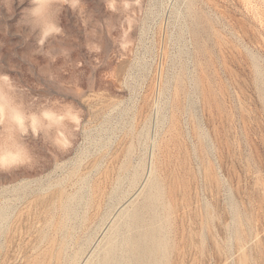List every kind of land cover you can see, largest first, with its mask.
I'll list each match as a JSON object with an SVG mask.
<instances>
[{
  "label": "rangeland",
  "instance_id": "1",
  "mask_svg": "<svg viewBox=\"0 0 264 264\" xmlns=\"http://www.w3.org/2000/svg\"><path fill=\"white\" fill-rule=\"evenodd\" d=\"M0 8V264H83L135 215L163 233L162 263L264 264V0Z\"/></svg>",
  "mask_w": 264,
  "mask_h": 264
},
{
  "label": "bare ground",
  "instance_id": "2",
  "mask_svg": "<svg viewBox=\"0 0 264 264\" xmlns=\"http://www.w3.org/2000/svg\"><path fill=\"white\" fill-rule=\"evenodd\" d=\"M1 1V0H0ZM81 1V0H80ZM86 1V0H85ZM101 1V0H100ZM107 1V0H106ZM120 1H122V0H120ZM4 2V1H3ZM64 2H65V0H64ZM2 3V2H1ZM24 3V2H23ZM85 3V2H84ZM90 3V2H89ZM103 3H105V1L103 2ZM120 3V2H119ZM125 3V2H124ZM11 4V3H10ZM29 4V3H28ZM68 4V3H67ZM91 4V3H90ZM101 4H102V2H101ZM106 4V3H105ZM17 5V4H16ZM86 5V4H85ZM137 5V4H136ZM18 6V5H17ZM31 6V5H30ZM88 6V5H87ZM95 6V5H94ZM124 6V5H123ZM12 7V6H11ZM68 7V6H67ZM85 7V6H84ZM89 7V6H88ZM117 7V6H116ZM117 8H120V7H117ZM1 9V8H0ZM66 9V8H65ZM14 10V9H13ZM81 10V9H80ZM120 10V9H119ZM137 10V9H136ZM68 11H69V9H68ZM71 11V10H70ZM76 11V13H77V10H75ZM95 12V11H94ZM97 12V11H96ZM20 13V12H19ZM71 13V12H70ZM70 13H69V15H70ZM73 13H75V12H73ZM54 14V13H53ZM10 15V14H9ZM18 15V14H17ZM18 17V16H17ZM60 17V16H59ZM74 17V16H73ZM78 17H79V15H78ZM97 17H98V14H97ZM66 18V17H65ZM80 18V17H79ZM71 19V18H70ZM12 20H14V19H12ZM62 20H64V18L62 19ZM125 22V21H124ZM62 25V24H61ZM65 25V24H64ZM88 25V24H87ZM98 26V25H97ZM99 27V26H98ZM134 27V26H133ZM65 28V27H64ZM25 29V28H24ZM65 30V29H64ZM115 31V30H114ZM126 32V31H125ZM133 32V31H132ZM34 34V33H33ZM7 36V35H6ZM13 36V35H12ZM18 36V35H17ZM2 37V36H1ZM19 37V36H18ZM33 37V36H32ZM64 37V36H63ZM7 40V39H6ZM21 40V39H20ZM136 41V40H135ZM7 42V41H6ZM30 42V41H29ZM32 42V41H31ZM133 42V41H132ZM29 47V46H28ZM43 47V46H42ZM85 47V46H84ZM111 48V47H110ZM99 49V48H98ZM87 50V49H86ZM88 51V50H87ZM92 52V51H91ZM88 53V52H87ZM93 53V52H92ZM95 53V52H94ZM99 53V52H98ZM95 54H97V53H95ZM71 55V54H70ZM94 55V54H93ZM92 55V56H93ZM98 55V54H97ZM102 55V54H101ZM95 56V55H94ZM116 56H117V54H116ZM98 57H99V55H98ZM113 57V56H112ZM124 58V57H123ZM60 59V58H59ZM97 59V58H96ZM111 59V58H110ZM73 60V59H72ZM97 60H99V58L97 59ZM12 83V82H11ZM178 92V91H177ZM178 94V93H177ZM177 96V95H176ZM178 102V101H177ZM176 121V120H175ZM19 123V122H18ZM36 129V128H35ZM60 133H62V132H60ZM64 137V136H63ZM64 139H66L65 137H64ZM75 140V139H74ZM172 140V139H171ZM29 142V141H28ZM73 142V141H72ZM168 142V141H167ZM126 143V142H125ZM170 143V142H169ZM70 144V143H69ZM74 144V143H73ZM63 145V144H62ZM130 145V144H129ZM166 145H167V143H166ZM35 146V145H34ZM122 147V146H121ZM120 147V148H121ZM124 147V146H123ZM129 148H131V147H129ZM128 151V150H127ZM126 151V152H127ZM36 152V151H35ZM120 152V151H119ZM122 152H123V149H122ZM130 152V151H129ZM60 153H61V151H60ZM127 154V153H126ZM158 155V154H157ZM114 156V155H113ZM112 156V157H113ZM116 157L115 158H117L118 157V155H115ZM120 154H119V158H120ZM10 158H11V155L9 156ZM9 158V159H10ZM114 158V157H113ZM128 158V157H127ZM33 160V159H32ZM116 160V159H115ZM115 160H112V162L113 161H115ZM121 160V159H120ZM111 161V160H110ZM115 162H120L119 161V159H118V161H115ZM122 162V161H121ZM176 162V161H175ZM109 163V162H108ZM107 163V164H108ZM111 163V162H110ZM25 164V163H24ZM111 164H113V163H111ZM116 163H114V165H115ZM30 165V164H29ZM91 165V164H90ZM89 165V166H90ZM154 165V164H153ZM112 167H114V166H112ZM108 168H109V165H108ZM118 168V167H117ZM155 168V167H154ZM153 168V169H154ZM15 169V168H14ZM21 169V168H20ZM23 169V168H22ZM111 169V168H110ZM120 169V168H119ZM152 169V170H153ZM174 169V168H173ZM104 170V169H103ZM105 170L107 171V170H109V169H107V166L105 167ZM104 170V172H106ZM113 169H111V171H112ZM98 171V170H97ZM110 171V172H111ZM154 171V170H153ZM31 172V171H30ZM102 172V171H101ZM113 172V171H112ZM114 172H115V170H114ZM150 172V171H149ZM155 172V171H154ZM158 172V171H157ZM106 173H108V171L106 172ZM119 173H120V170H119ZM153 173V172H152ZM152 173H151V175H152ZM4 174H5V172H4ZM81 174V173H80ZM102 174H103V172H102ZM150 174V173H149ZM98 175H100V173L98 174ZM105 174H103V176H104ZM112 175H114V174H112ZM118 175V174H117ZM6 176H8V175H6ZM110 176V175H109ZM134 176V175H133ZM150 176V175H149ZM148 176V177H149ZM147 177V178H148ZM99 178V177H98ZM97 178V179H98ZM103 178V177H102ZM112 178V177H111ZM26 179H27V177H26ZM29 179V178H28ZM83 179H85V178H83ZM118 179V178H117ZM149 179V178H148ZM19 180V179H18ZM18 180H17V182H18ZM20 180L22 181V179L20 178ZM25 180V179H24ZM106 180V179H105ZM136 180V179H135ZM134 180V181H135ZM150 180V179H149ZM96 181V180H95ZM98 181V180H97ZM100 181V180H99ZM109 181H110V179H109ZM154 181V180H153ZM16 182V183H17ZM101 182V181H100ZM99 182V183H100ZM152 182V181H151ZM16 183H15V185H13V186H16ZM102 183V182H101ZM145 183H146V181H145ZM149 183V182H148ZM9 184V183H8ZM96 184V183H95ZM110 184V183H109ZM108 184V185H109ZM150 184H152V183H150ZM5 185V184H4ZM22 185V184H21ZM24 185H26V184H24ZM75 185V184H74ZM73 185V186H74ZM101 185V184H100ZM143 185H145V184H143ZM23 186V185H22ZM21 186V187H22ZM91 186V185H90ZM104 186V185H103ZM155 186V185H154ZM11 187V186H10ZM20 187V188H21ZM97 187V186H96ZM105 187V186H104ZM1 188V187H0ZM16 188V187H15ZM61 189H62V187H60ZM95 188V187H94ZM102 188V187H101ZM107 188H109V187H107ZM106 188V189H107ZM148 188V187H147ZM150 189H151V187H149ZM3 189V188H2ZM1 189V190H2ZM19 189V188H18ZM18 189H16V190H18ZM142 189V188H141ZM0 190V191H1ZM7 190V189H6ZM5 190V191H6ZM11 190H12V188H11ZM22 190V189H21ZM63 190V189H62ZM65 190H67V189H65ZM59 191H60V189H59ZM101 191V190H100ZM143 191V190H142ZM31 192V191H30ZM40 192V191H39ZM58 192V191H57ZM56 192V193H57ZM62 192V191H61ZM107 192V191H106ZM154 192H155V189H154ZM9 193V192H8ZM7 193V194H8ZM11 193V192H10ZM33 193V192H32ZM54 193V192H53ZM56 193H54L53 194V196L56 194ZM67 193H69V192H67ZM90 193V192H89ZM102 193V192H101ZM103 193H104V191H103ZM139 193H141V192H139ZM153 193V192H152ZM5 194V193H4ZM36 194V193H35ZM39 194V193H38ZM73 194V193H72ZM105 194V193H104ZM138 194V193H137ZM154 194V193H153ZM153 194H151V195H153ZM159 194V193H158ZM158 194L156 195V197L158 196ZM22 195V194H21ZM34 195V194H33ZM71 195V194H70ZM100 195L101 194H99L98 196L100 197ZM1 196V195H0ZM7 196V195H6ZM11 196V195H10ZM36 196H38V195H36ZM48 196H50V195H48ZM62 195H60V197H61ZM66 196V195H65ZM64 196V197H65ZM72 196V195H71ZM74 196V195H73ZM108 196V195H107ZM134 196V195H133ZM138 196H139V194H138ZM141 196V195H140ZM149 196H150V194H149ZM15 197V196H14ZM16 197H17V195H16ZM19 197V196H18ZM32 197V196H31ZM59 197V196H58ZM57 197V198H58ZM67 197V196H66ZM70 197V196H69ZM86 197V196H85ZM89 197V196H88ZM98 197V198H99ZM0 198H2V197H0ZM25 198V197H24ZM30 198V197H29ZM36 198V197H35ZM71 198V197H70ZM69 198V199H70ZM79 198V197H78ZM82 198V197H81ZM87 198V197H86ZM104 198V197H103ZM102 198V199H103ZM109 198V197H108ZM138 198V197H137ZM11 199H12V197H11ZM14 199V198H13ZM16 199V198H15ZM19 199V198H18ZM26 199V198H25ZM33 199V198H32ZM58 199H60V198H58ZM67 199H68V197H67ZM68 199V200H69ZM72 199H74V198H72ZM162 199V198H161ZM1 200V199H0ZM3 200V199H2ZM30 200V199H29ZM41 200V199H40ZM43 200V199H42ZM46 200V199H45ZM53 200V199H52ZM52 200H50V201H52ZM57 200V199H56ZM75 200V199H74ZM77 200V199H76ZM86 200V199H85ZM128 200V199H127ZM129 200H131V199H129ZM137 200V199H136ZM158 200V199H157ZM11 201V200H10ZM18 201V200H17ZM26 201V200H25ZM24 201V202H25ZM27 201H28V199H27ZM31 201V200H30ZM39 201V200H38ZM59 201V200H58ZM82 201V200H81ZM87 201V200H86ZM99 201V200H98ZM97 201V202H98ZM104 200H102V203H104L103 202ZM132 201V200H131ZM163 201V200H162ZM6 202H8V201H6ZM24 202H22V204L24 203ZM41 202V201H40ZM43 202H45V201H43ZM55 202V201H54ZM61 202V201H60ZM75 202V201H74ZM101 202V201H100ZM107 202V201H106ZM129 202V201H128ZM135 202V201H134ZM16 203V202H15ZM27 203V202H26ZM31 203H32V201H31ZM48 203V202H47ZM47 203H45V204H47ZM58 203V202H57ZM86 203V202H85ZM132 203V202H131ZM4 204V203H3ZM3 204H1V205H3ZM11 204V203H10ZM13 204H14V202H13ZM33 204V203H32ZM31 204V205H32ZM43 204V203H42ZM55 204V203H54ZM97 204V203H96ZM101 204V203H100ZM104 204H106V203H104ZM162 204V203H161ZM169 204H170V202H169ZM5 205H7V204H5ZM16 205V204H15ZM18 205V204H17ZM21 205V204H20ZM19 205V206H20ZM30 204H28V206H27V204H26V207H29V208H27V209H30V206H29ZM34 205V204H33ZM40 205V204H39ZM48 205V204H47ZM49 205H51L50 203H49ZM57 205H59V204H57ZM65 205H67V204H65ZM70 205V204H69ZM73 205V204H72ZM79 205V204H78ZM78 205L77 206H75V207H78ZM84 205V204H83ZM127 205V204H126ZM4 206V205H3ZM43 206V205H42ZM52 206H55V205H52ZM51 206V207H52ZM80 206H81V204H80ZM88 206V205H87ZM86 206V207H87ZM96 206V205H95ZM94 206V207H95ZM106 206V205H105ZM104 206V207H105ZM168 206V205H167ZM6 207V206H5ZM15 207V206H14ZM40 207V206H39ZM61 207H63V206H61ZM67 207V206H66ZM65 207V208H66ZM83 207V206H82ZM81 207V208H82ZM84 207H85V205H84ZM93 207V208H94ZM98 207H99V204H98ZM104 207H103V209H104ZM129 207V206H128ZM128 207H126V209L128 208ZM25 208V207H24ZM23 208V209H24ZM43 208V207H42ZM55 208V207H54ZM91 208V207H90ZM96 208H97V206H96ZM95 208V209H96ZM100 208V207H99ZM102 208V207H101ZM100 208V209H101ZM106 208V207H105ZM130 208V207H129ZM15 209V208H14ZM22 209V210H23ZM75 210H76V208H74ZM125 209V208H124ZM125 209V210H126ZM131 209V208H130ZM163 209V208H162ZM4 210H6V208L4 209ZM3 210V211H4ZM17 210H19V209H17ZM16 210V212H18ZM33 210H34V208H33ZM32 210V211H33ZM36 210V209H35ZM49 210V209H48ZM52 210V209H51ZM56 210H58V208L56 209ZM87 210V209H86ZM88 210H90V209H88ZM94 210V209H93ZM8 211V210H7ZM15 211V210H14ZM25 211V210H24ZM31 211V210H30ZM96 212H97V210H95ZM100 211V210H99ZM106 211V210H105ZM123 210H121V212H122ZM128 211V210H127ZM126 211V212H127ZM134 212H135V210H133ZM153 211H154V209H153ZM163 211V210H162ZM1 212V211H0ZM28 212H29V210H28ZM27 212V213H28ZM34 212L35 211H33V213H32V215L34 214ZM43 212V211H42ZM58 212V211H57ZM63 212V211H62ZM66 212V211H65ZM73 212H75V211H73ZM79 212V211H78ZM77 212V213H78ZM84 212V211H83ZM90 212V211H89ZM133 212V213H134ZM152 212V211H151ZM160 212V211H159ZM169 212V211H168ZM13 213V212H12ZM20 213H21V211H20ZM19 213V215H21ZM25 212H23V214H24ZM27 213H26V215L25 216H27ZM30 213V212H29ZM28 213V214H29ZM53 213H55V212H53ZM76 213V212H75ZM76 213V214H77ZM99 213V212H98ZM147 213V212H146ZM164 213V212H163ZM163 213L161 214V215H163ZM7 214V213H6ZM18 214V213H17ZM16 214V215H17ZM31 214V213H30ZM41 214H43V213H41ZM46 214V213H45ZM50 214V213H49ZM51 214H52V212H51ZM57 214V213H56ZM60 214V213H59ZM64 214V213H63ZM91 214V213H90ZM94 214V213H93ZM103 214V213H102ZM118 214H119V212H118ZM127 214H128V212H127ZM169 214V213H168ZM15 215V216H16ZM19 215H18V218H19ZM60 215H62V214H60ZM60 215H58V216H60ZM66 215V214H65ZM70 215V214H69ZM73 215V214H72ZM79 215H80V212H79ZM100 215V214H99ZM117 215V214H116ZM116 215H115V217H116ZM119 215H121V214H119ZM125 215V214H124ZM131 215V214H130ZM155 215H156V213H155ZM159 215V214H158ZM3 216V215H2ZM1 216V217H2ZM7 216V215H6ZM10 216V215H9ZM34 216V215H33ZM32 216V217H33ZM39 216V215H38ZM44 216V215H43ZM47 216V215H46ZM92 216V215H91ZM97 216V215H96ZM103 216H106V214L105 215H103ZM126 216H129V215H126ZM165 216V215H164ZM171 216V215H170ZM236 216V215H235ZM23 217V216H22ZM31 217V218H32ZM45 217V216H44ZM43 217V218H44ZM48 217V216H47ZM53 217V216H52ZM61 217L62 216H60V219H61ZM67 217V216H66ZM75 217L77 218V216L75 215ZM87 217V216H86ZM100 217H102V216H100ZM114 217V218H115ZM117 217H119V216H117ZM117 217H116V219H117ZM133 217V216H132ZM169 217V216H168ZM6 218V217H5ZM4 218V219H5ZM30 218V219H31ZM48 218H50V217H48ZM47 218V219H48ZM54 218V217H53ZM53 218H51V219H53ZM59 218V217H58ZM71 218V217H70ZM70 218H68L67 217V220L68 219H70ZM90 218V217H89ZM125 218V217H124ZM127 218V217H126ZM129 218V217H128ZM127 218V219H128ZM152 218H154V217H152ZM158 218V217H157ZM165 218V217H164ZM3 219V220H4ZM24 219H26V218H24ZM36 219H38V218H36ZM50 219V220H51ZM73 219V218H72ZM81 219V218H80ZM83 219V218H82ZM93 219H94V216H93ZM97 219V218H96ZM95 219V220H96ZM105 219V218H104ZM116 219H115V221H116ZM166 219V218H165ZM11 220V219H10ZM16 220H19V219H16ZM67 220H65V221H67ZM79 220V219H78ZM100 220H102V219H100ZM106 220H108V219H106ZM114 219L112 218V221H113ZM119 220H122V219H120L119 218ZM155 220V219H154ZM166 220H168V219H166ZM6 221V220H5ZM12 221V220H11ZM27 221H28V219H27ZM26 221V222H27ZM62 221H63V218H62ZM80 221V220H79ZM86 221V220H85ZM111 221V220H110ZM118 221V220H117ZM130 221V220H129ZM131 221H132V219H131ZM134 222H133V226H131L130 225V223L131 222H128V220H127V223H128V227H129V229L131 228V229H133V230H130V234H128L127 233V236L126 237H122L120 234H117L116 233V229H114V231H115V233H113V231H112V233L110 234V230H112V229H110L109 230V227H106L107 228V231H109V235L108 236H105L104 238L106 239V241H105V243H104V245H103V243H101L102 245H103V247H100V249L99 250H101L102 249V251H101V253L98 255V254H94V256H95V259H94V256H92L90 259H89V257L86 259V261L83 263V264H163L164 262H166V261H168L169 259H165L166 261H164L163 263H162V258L164 257L163 255H164V253H168V251H166L165 252V246L167 247V245H169V244H167V245H164L165 243H163V239L165 238V237H162V235H160V234H163V233H157L156 232V229H157V227H155V225L154 224H149L147 227H144L143 225H142V220H140V218H139V216L138 215H135V220H133ZM149 221V220H148ZM157 221V220H156ZM161 221V220H160ZM239 221H240V219H239ZM13 222V221H12ZM18 222V221H17ZM16 222V223H17ZM25 222V224H27ZM30 222H31V220H30ZM41 221H39V223H40ZM56 222V221H55ZM58 222H60V221H58ZM57 222V223H58ZM81 222V221H80ZM90 222V221H89ZM92 222H93V220H92ZM91 222V223H92ZM99 222H102V221H99ZM106 222H109V221H106ZM105 222V223H106ZM168 222H170L169 220H168ZM10 222H8V224H9ZM29 223V222H28ZM43 223V222H42ZM51 223V222H50ZM53 223H54V221H53ZM52 223V224H53ZM66 223V222H65ZM71 223V222H70ZM112 223H115V222H112ZM118 223V222H117ZM122 223V222H121ZM156 223H159V222H156ZM171 223H172V221H171ZM12 224V223H11ZM22 224H24V223H22ZM35 224V223H34ZM46 224H48V222L46 223ZM59 224H61V222L59 223ZM68 224V223H67ZM102 224V223H101ZM109 225H110V223H108ZM169 224V223H168ZM2 225H4V224H2ZM13 225V224H12ZM18 225H19V223H18ZM45 225V224H44ZM49 225V224H48ZM63 225V224H62ZM61 225V226H62ZM65 225V224H64ZM69 225H71V224H69ZM69 225H67V226H69ZM76 225V224H75ZM81 225V224H80ZM79 225V226H80ZM96 225V224H95ZM99 225H100V223H99ZM111 225H113V224H111ZM110 225V226H111ZM118 225H120V224H118ZM118 225L116 224V226H117V228H119L118 227ZM170 225H174V224H170ZM9 226V225H8ZM28 226V225H27ZM29 226H30V224H29ZM28 226V227H29ZM53 225H51V227H52ZM55 226V225H54ZM58 226V225H57ZM85 226V225H84ZM103 226V225H102ZM115 226V227H116ZM125 226V225H124ZM161 226V225H160ZM15 226H13L12 228H14ZM39 227V226H38ZM65 227V226H64ZM96 227V229H97V225L96 226H94V228ZM104 227V226H103ZM114 227V228H115ZM121 227V226H120ZM142 227V229L143 228H146V230H143V231H140L139 230V228H141ZM167 227H170V226H167ZM167 227H165V228H167ZM171 227H173V226H171ZM6 228V227H5ZM26 228V227H25ZM34 228H35V226H34ZM42 228V227H41ZM45 228V227H44ZM57 228V227H56ZM56 228H54V229H56ZM59 228V227H58ZM75 228H76V226H75ZM82 228V227H81ZM86 228V227H85ZM94 228H93V230H94ZM105 228V229H106ZM121 228H123V227H121ZM126 228V227H125ZM160 228V227H159ZM158 228V229H159ZM163 228V227H162ZM7 229H11V227L9 228H7ZM15 229L16 228H14V231H15ZM18 229V228H17ZM20 229V228H19ZM28 229V228H27ZM65 229V228H64ZM74 229V228H73ZM84 229V228H83ZM82 229V230H83ZM99 229H103V228H100V226H99ZM104 229V230H105ZM127 229V228H126ZM71 230V229H70ZM123 230V229H122ZM121 230V231H122ZM162 230V229H161ZM164 230V229H163ZM170 229H168V231H169ZM27 231V230H26ZM25 231V232H26ZM42 231V230H41ZM51 231V230H50ZM54 231V230H53ZM66 231V230H65ZM65 231H63V232H65ZM73 231V230H72ZM75 231H76V229H75ZM85 231V230H84ZM102 231V230H101ZM120 231V230H119ZM128 231V230H127ZM5 232H8V231H5ZM12 232H13V229H12ZM17 232V231H16ZM19 232H21V231H19ZM34 232V231H33ZM39 232V231H38ZM55 232V231H54ZM56 232H61V229H60V231H56ZM68 232V231H67ZM71 232V231H70ZM78 232V231H77ZM76 232V233H77ZM79 232H80V230H79ZM162 232V231H161ZM164 232V231H163ZM40 233V232H39ZM46 233V232H45ZM62 233V232H61ZM75 233V232H74ZM87 233H88V231H87ZM87 233H83V234H87ZM89 233H92L91 232V230L89 231ZM95 233H96V231H95ZM97 233H98V231H97ZM96 233V234H97ZM0 234H2V233H0ZM10 234H12L11 236H13V233H10ZM19 234V233H18ZM42 234V233H41ZM47 234V233H46ZM46 234H44L45 236H46ZM55 234V233H54ZM64 234V233H63ZM69 234V233H68ZM105 234V233H104ZM235 234V233H234ZM6 235V234H5ZM5 235H4V237H5ZM20 235V234H19ZM29 235V234H28ZM36 235V234H35ZM35 235H34V237H35ZM43 235V234H42ZM43 235V236H44ZM50 235H51V233H50ZM53 235V234H52ZM69 235H71V234H69ZM73 235V234H72ZM71 235V236H72ZM75 235V234H74ZM73 235V236H74ZM77 235H81V234H77ZM88 235V234H87ZM86 235V236H87ZM99 235V234H98ZM174 235V234H173ZM9 236V235H8ZM18 236V235H17ZM21 236V235H20ZM27 236V235H26ZM42 236V237H43ZM58 236H59V234H58ZM61 236V235H60ZM65 236V235H64ZM72 236V237H73ZM96 236V235H95ZM167 236V235H166ZM169 236V235H168ZM167 236V238H166V241L168 240V237ZM2 236H0V238H1ZM29 237V236H28ZM39 237H41V235L39 236ZM49 237H51V236H49ZM53 237H55V236H53ZM53 237L50 239V240H53ZM67 237V236H66ZM92 237V236H91ZM94 237V236H93ZM99 237V236H98ZM6 238V237H5ZM14 238H16L15 236H14ZM20 238V237H19ZM18 238V239H19ZM33 238V237H32ZM32 238H30V239H32ZM45 238H47V237H45ZM55 238H57V237H55ZM76 238H79L78 236L76 237ZM75 238V239H76ZM80 238H81V236H80ZM89 238H90V236H89ZM88 238V239H89ZM100 238H103V237H100ZM1 239H3V238H1ZM9 239H10V237H9ZM12 239H13V237H12ZM28 239V238H27ZM48 239V240H49ZM58 239H59V237H58ZM65 239V240H64ZM66 239L68 240V238H63V240L64 241H66ZM69 239H71V238H69ZM91 239V238H90ZM95 239V238H94ZM5 240V239H4ZM29 240V239H28ZM42 240H43V238H42ZM42 240H41V243H42ZM46 240V239H45ZM49 240V241H50ZM55 240V239H54ZM62 240V239H61ZM62 240V241H63ZM73 240V239H72ZM77 240V239H76ZM85 240V239H84ZM104 240V239H103ZM3 241V240H2ZM14 241V240H13ZM12 241V242H13ZM25 241V240H24ZM44 241V240H43ZM57 241V240H56ZM69 241V240H68ZM71 241V240H70ZM89 241V240H88ZM100 241V240H99ZM98 241V242H99ZM165 241V240H164ZM8 242V241H7ZM10 242V241H9ZM8 242V243H9ZM26 242H27V240H26ZM25 242V243H26ZM32 242V241H31ZM36 242H38V240H36ZM40 242V241H39ZM73 242V241H72ZM82 242V241H81ZM86 242V241H85ZM93 243H94V241H92ZM96 242V241H95ZM33 243V242H32ZM44 243V242H43ZM60 243H61V241H60ZM67 243V242H66ZM77 243V242H76ZM87 243H89V242H87ZM91 243V242H90ZM167 243V242H166ZM11 244V243H10ZM21 244V243H20ZM29 244H30V241H29ZM36 244V243H35ZM53 244V243H52ZM58 244V243H57ZM69 244V243H68ZM73 244V243H72ZM79 244H80V242H79ZM82 244V243H81ZM81 244H80V247H81ZM86 244V243H85ZM97 244V243H96ZM2 245V244H1ZM23 245H25L24 243H23ZM39 245V244H38ZM51 245V244H50ZM60 245H62V244H60ZM60 245L58 244V248L60 247ZM78 245V244H77ZM76 244H75V246H77ZM90 244H88V246H89ZM98 245H100V244H98ZM8 246V245H7ZM9 246H11V245H9ZM17 246V245H16ZM41 246H43V244L41 245ZM46 246V245H45ZM56 246V245H55ZM54 246V247H55ZM63 246V245H62ZM68 246V245H67ZM92 246V245H91ZM96 246V245H95ZM95 246H94V248L93 249H95ZM34 247V246H33ZM72 247H73V245H72ZM71 247V248H72ZM3 248V247H2ZM6 248V247H5ZM13 248H15V247H13ZM36 248H38V247H36ZM42 248V247H41ZM52 249H53V247H51ZM50 248V249H51ZM76 248V247H75ZM79 248V247H78ZM86 248V247H85ZM22 249V247L20 248V250ZM27 249V248H26ZM43 249V248H42ZM51 249V250H52ZM61 249V248H60ZM60 249H59V251H60ZM77 249V248H76ZM83 250H84V247L82 248ZM90 249H91V247H90ZM24 250H25V248H24ZM39 250V249H38ZM50 250V251H51ZM64 250H66L65 248H64ZM73 250H75V249H73ZM92 250V249H91ZM96 250V249H95ZM98 250V251H99ZM5 251H7V250H5ZM5 251H3V253L4 254H6L5 253ZM9 251V250H8ZM19 251V250H18ZM41 251V250H40ZM45 251V250H44ZM49 251V252H50ZM53 251V250H52ZM54 251H56V250H54ZM58 251V250H57ZM56 252V253H60L61 251H62V249H61V251L60 252ZM86 252H87V250H85ZM171 251H172V249H171ZM10 252V251H9ZM47 252H48V249H47ZM65 252V251H64ZM69 252V251H68ZM79 252H80V250H79ZM84 252V251H83ZM90 252V251H89ZM2 253V252H1ZM11 253V252H10ZM12 253H13V251H12ZM14 253H16V252H14ZM20 252H18V254H19ZM44 253V252H43ZM45 253H46V251H45ZM53 253V252H52ZM92 253H98V252H94V250H93V252ZM123 253H125L124 255H123ZM8 254V253H7ZM24 254V253H23ZM27 254V253H26ZM35 254V253H34ZM48 254V253H47ZM61 254V253H60ZM69 254V253H68ZM72 254V253H71ZM70 254V255H71ZM10 255H12V254H10ZM32 255V254H31ZM36 255V254H35ZM52 255V254H51ZM74 255V254H73ZM83 255V254H82ZM87 255V254H86ZM91 255V254H90ZM3 254L1 255V257L3 258ZM23 256V255H22ZM49 256H50V254H49ZM56 256V255H55ZM58 256V255H57ZM84 256H85V253H84ZM87 256H89V254L87 255ZM166 257L168 256V254L167 255H165ZM29 257V256H28ZM27 257V258H28ZM60 257V256H59ZM59 257H58V259H59ZM63 258H64V256H62ZM75 257V256H74ZM170 257V256H169ZM30 258V257H29ZM28 258V259H29ZM35 258V257H34ZM49 258V257H48ZM52 258H55L54 256L52 257ZM82 258H83V256H82ZM165 258V257H164ZM15 259V258H14ZM26 259V258H25ZM31 259H33L32 257H31ZM39 259V258H38ZM51 259V258H50ZM70 259H72V257H70ZM76 259H77V257H76ZM3 260V259H2ZM6 260V259H5ZM21 260V259H20ZM19 260V261H20ZM43 260V259H42ZM42 260H40V261H42ZM48 260V259H47ZM56 260L57 259H55V262H56ZM73 260L74 259H72V261L71 262H73ZM1 261V260H0ZM8 261V260H7ZM12 261V260H11ZM13 261H15V260H13ZM12 261V262H13ZM17 261V260H16ZM15 261V262H16ZM44 261V260H43ZM50 261V260H49ZM52 261H54V259L52 260ZM69 261V260H68ZM75 261V260H74ZM2 262V261H1ZM24 262H25V260H24ZM76 262V261H75ZM80 262H81V260H80ZM22 263V262H21ZM31 263V262H30ZM60 263V262H59ZM69 263H70V261H69ZM77 263V262H76ZM75 263V264H76ZM167 263V262H166ZM166 263H164V264H166ZM168 263H170V261L168 262ZM25 264H26V262H25ZM40 264V263H39ZM45 264H47V262L45 263ZM53 264V263H52ZM58 264V263H57ZM71 264V263H70ZM81 264V263H80Z\"/></svg>",
  "mask_w": 264,
  "mask_h": 264
}]
</instances>
